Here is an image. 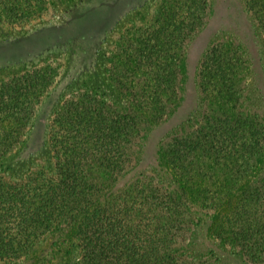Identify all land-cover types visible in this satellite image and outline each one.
I'll use <instances>...</instances> for the list:
<instances>
[{
    "label": "trees",
    "instance_id": "16d2710c",
    "mask_svg": "<svg viewBox=\"0 0 264 264\" xmlns=\"http://www.w3.org/2000/svg\"><path fill=\"white\" fill-rule=\"evenodd\" d=\"M46 2L0 0V12L19 24L41 16ZM204 2L182 0L180 11L161 3L146 24L121 33L107 72L127 98L124 110L87 90L70 93L48 124L51 168L38 164L16 179L0 167V262L32 257L46 234L68 229L80 264H216L190 249L206 216L210 236L262 260L264 121L241 107L245 59L235 45L206 50L199 79L208 107L196 126L163 143L173 183L145 175L114 189L144 131L179 96L184 46L202 24ZM247 2L264 32V0ZM51 82L35 67L0 80V159L26 135Z\"/></svg>",
    "mask_w": 264,
    "mask_h": 264
},
{
    "label": "rangeland",
    "instance_id": "374dc122",
    "mask_svg": "<svg viewBox=\"0 0 264 264\" xmlns=\"http://www.w3.org/2000/svg\"><path fill=\"white\" fill-rule=\"evenodd\" d=\"M181 1L47 0L41 16L19 24L11 23L0 12V80L34 67L52 77L26 135L0 159L1 170L17 179L38 164L51 168L48 124L70 93L87 90L124 110L127 98L114 87L107 72L116 41L128 26L135 27L141 21L146 24L161 3L174 11L186 9ZM204 4V11H200L202 24L184 46L179 96L165 117L144 131L135 162L116 180L115 191H122L145 175L173 183V170L162 158L163 143L170 135L196 126L204 115L208 105L199 69L213 43L223 41L241 51L245 59L238 75L241 107L264 121V32L247 0H206ZM208 218L204 217L192 232L193 253L212 256L216 264H264V257L252 262L234 247L210 236ZM69 232L63 229L48 233L32 257L0 264H40L43 258L50 259V264H80L75 238Z\"/></svg>",
    "mask_w": 264,
    "mask_h": 264
}]
</instances>
